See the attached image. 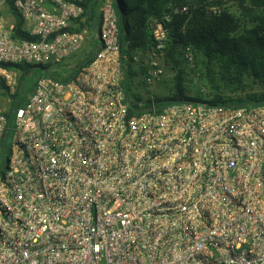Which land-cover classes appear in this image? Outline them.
Here are the masks:
<instances>
[{"label":"built area","instance_id":"1","mask_svg":"<svg viewBox=\"0 0 264 264\" xmlns=\"http://www.w3.org/2000/svg\"><path fill=\"white\" fill-rule=\"evenodd\" d=\"M119 1L97 53L84 0H0V264H264V104L147 93L131 115L129 67L161 83L167 31L127 56Z\"/></svg>","mask_w":264,"mask_h":264},{"label":"trees","instance_id":"2","mask_svg":"<svg viewBox=\"0 0 264 264\" xmlns=\"http://www.w3.org/2000/svg\"><path fill=\"white\" fill-rule=\"evenodd\" d=\"M96 2L84 0L83 6L86 23L97 28ZM118 5L127 56H146L152 51L151 20L162 23L167 31L163 56L172 76L168 96L156 98L159 110L183 100L264 104V0H120ZM21 27L18 17L16 36L30 38ZM18 68L23 72L22 85L31 66ZM135 70L132 63L128 91L134 104L143 100L146 89L141 80L135 79ZM203 81L208 93L204 92ZM33 88L29 86L28 92ZM134 104L131 115L138 113Z\"/></svg>","mask_w":264,"mask_h":264},{"label":"rangeland","instance_id":"3","mask_svg":"<svg viewBox=\"0 0 264 264\" xmlns=\"http://www.w3.org/2000/svg\"><path fill=\"white\" fill-rule=\"evenodd\" d=\"M148 56V55H146ZM67 64V61L62 62L61 64L54 63L53 61L48 62V68L50 69H61L64 68V66ZM45 73V70L39 69V68H34V71L31 76L27 79V90L25 91L24 97L27 95V91L29 89V86H34L35 81L37 77L43 76ZM172 74L169 71L168 68H166V74L164 77V80L161 83L154 84L150 86L148 89H144L142 94H147L149 93L150 95H153L156 98H166L168 96V84L170 83V78ZM204 84V92L208 93L209 92V87L206 85V82L203 81ZM208 84V83H207ZM251 85V84H250ZM255 87V86H254ZM256 90L258 88H255ZM231 96H237V94H231ZM10 108L9 103L6 101V99L3 97V93L0 91V111H8Z\"/></svg>","mask_w":264,"mask_h":264},{"label":"crops","instance_id":"4","mask_svg":"<svg viewBox=\"0 0 264 264\" xmlns=\"http://www.w3.org/2000/svg\"><path fill=\"white\" fill-rule=\"evenodd\" d=\"M105 1H106V0H97V2H96V5H95V18H96V20H97L98 22L101 21L100 10H101V7H102V5H103V3H104ZM93 25H95V24H93ZM96 29H97V28H96ZM92 43H93V42L89 41L87 47H90V48H91V47L93 46ZM92 48H93V47H92Z\"/></svg>","mask_w":264,"mask_h":264},{"label":"water","instance_id":"5","mask_svg":"<svg viewBox=\"0 0 264 264\" xmlns=\"http://www.w3.org/2000/svg\"><path fill=\"white\" fill-rule=\"evenodd\" d=\"M96 33H97V37H98V42H99V46L97 48V53L100 52L102 46H103V39H102V36H101V31H100V28L97 27L96 29ZM25 85L22 86V89H24ZM146 110H153V108L151 109H146Z\"/></svg>","mask_w":264,"mask_h":264}]
</instances>
